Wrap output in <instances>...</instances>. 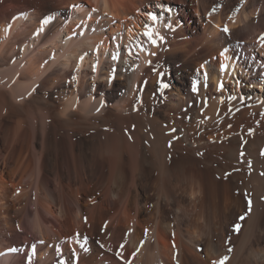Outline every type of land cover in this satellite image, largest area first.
<instances>
[{
  "label": "bare ground",
  "instance_id": "obj_1",
  "mask_svg": "<svg viewBox=\"0 0 264 264\" xmlns=\"http://www.w3.org/2000/svg\"><path fill=\"white\" fill-rule=\"evenodd\" d=\"M263 33L264 0L0 22V264H264Z\"/></svg>",
  "mask_w": 264,
  "mask_h": 264
},
{
  "label": "rangeland",
  "instance_id": "obj_2",
  "mask_svg": "<svg viewBox=\"0 0 264 264\" xmlns=\"http://www.w3.org/2000/svg\"><path fill=\"white\" fill-rule=\"evenodd\" d=\"M50 4H51V0H0V22H3L4 20H7V19L10 20L12 12H15L18 9H21V7L24 6V5H27V6H33V5L34 6H37L38 5L39 8H46ZM71 8H73V5H71ZM205 24H206V22L204 23V25ZM125 65L126 66H130L128 62L125 63ZM179 73L182 76H184V75L187 74L183 70L179 71ZM252 89L256 90L258 92V94H260V95H263L264 94V92L261 91L260 88H257V87L254 86V87H252ZM40 104H41L40 102H36L33 105H29L28 108H27V110H24L23 111V117H31V116H33L36 113L35 112V109L37 108L36 105L40 106ZM30 110H31V112H30ZM37 110L38 109H36V111ZM249 115L251 116L252 113L250 112ZM8 237H9V239L11 241H14L15 242V240H16V236L15 235H10Z\"/></svg>",
  "mask_w": 264,
  "mask_h": 264
},
{
  "label": "snow or ice",
  "instance_id": "obj_3",
  "mask_svg": "<svg viewBox=\"0 0 264 264\" xmlns=\"http://www.w3.org/2000/svg\"><path fill=\"white\" fill-rule=\"evenodd\" d=\"M237 10H238V9H237ZM150 19H151L152 21H156V20H157V17H156L155 15H151V16H150ZM43 23L47 24V23H49V20H48V19H45V20L43 21ZM165 27H167V28H171L172 26H171V25H165ZM222 30H223L225 33H228V32H229V29H228L227 27H224ZM143 35L147 37L148 41H149L153 46H158V42H159V43H163V42H164V39H165L163 36L159 35V33H154V30H152V29H149V30L145 31V32L143 33ZM154 35H155L156 38H154ZM260 43H261V46L264 47V35H262V36L260 37ZM140 50L143 51L144 49L141 47ZM129 54L131 55V53H129ZM150 54H151V55H155V53H150ZM223 54H224V53H221V55H223ZM112 58H113V59H117V58H118V55H114ZM226 67H227L226 65H221V70H222V71L225 70ZM205 78H207V77H206V74H205ZM168 87H169V85L166 84V83H161V84H160V88H161V89H166V88H168ZM191 87H192V91H193V92H196V91H197V83H196L195 81L192 83V86H191ZM220 87L222 88L223 85L221 84ZM233 99H235V98L233 97ZM173 131H174V129H173ZM169 146H171V145H169ZM261 154L264 155V152H262ZM241 155H244V153H241ZM248 163H249V167H251V163H250V162H248ZM262 174H264V173H262ZM244 195H245V198L247 199V194L245 193ZM247 204H248V210L250 211V208H251V200H250V199H247ZM244 218H245L244 216L239 217V219H241V220H243ZM236 228H237V230H238V229H239V225H236ZM12 251H16V250H15V249H12ZM229 251H230V249H229ZM118 255H119V253H118ZM227 259H228V257L225 256V257H223L220 261L215 262V264H224V262H225Z\"/></svg>",
  "mask_w": 264,
  "mask_h": 264
}]
</instances>
